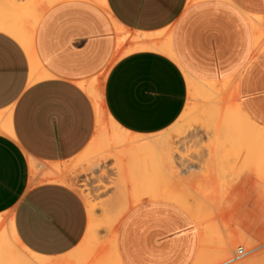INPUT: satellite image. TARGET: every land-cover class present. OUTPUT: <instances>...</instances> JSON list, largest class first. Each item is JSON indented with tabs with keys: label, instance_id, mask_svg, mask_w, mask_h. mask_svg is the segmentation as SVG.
Masks as SVG:
<instances>
[{
	"label": "crops",
	"instance_id": "1",
	"mask_svg": "<svg viewBox=\"0 0 264 264\" xmlns=\"http://www.w3.org/2000/svg\"><path fill=\"white\" fill-rule=\"evenodd\" d=\"M103 6L65 0L40 16L32 46L44 78L36 81L27 53L0 31V119L13 134H0V215L12 213L20 242L43 257L73 251L88 226L79 195L60 184L31 185L27 160L67 163L91 142L94 110L78 84L102 79L109 117L131 134L155 135L184 110V73L208 82L237 77L243 110L264 128V0H103ZM114 22L130 37L165 42L172 58L125 53L137 43L129 37L119 49ZM200 242L186 211L147 201L123 217L116 247L122 264H194Z\"/></svg>",
	"mask_w": 264,
	"mask_h": 264
},
{
	"label": "bare ground",
	"instance_id": "2",
	"mask_svg": "<svg viewBox=\"0 0 264 264\" xmlns=\"http://www.w3.org/2000/svg\"><path fill=\"white\" fill-rule=\"evenodd\" d=\"M61 1L65 0H0V31L16 40L27 53L31 81L44 78L33 53L35 26L48 8ZM91 2L103 6V0ZM115 23L116 33L120 36L122 34L117 39L119 48L130 35L127 33L129 31L126 32L124 27ZM253 26L257 30L261 29L255 23ZM151 36L136 34L130 37L137 44L125 53L154 51L172 58L171 50L165 42L148 43ZM184 77L187 85L184 110L171 127L155 135L131 134L109 117L102 101V79L78 84L91 99L94 110L95 130L91 142L67 163H42L29 156L27 160L31 185L60 184L79 194L88 217L86 233L81 243L70 253L54 258L43 257L32 253L20 242L15 233L12 213L0 215V264H122L117 254L116 226L131 208L145 201H166L179 206L191 216L199 227L200 245L202 244L194 264H264V248L255 250L257 253L260 251L258 255L243 258L250 251L262 245L264 247L263 231V236L243 231L239 237L241 244L238 245L235 238L218 234L221 228L212 229V232L216 231L217 238L205 224L207 222L204 216L207 214V217L208 213L203 215L205 211L202 204L208 190L204 189V185L212 179L218 180V176L229 168L245 165L247 172L252 170L256 173L250 174L251 176H260L258 179L261 180L264 174V128L253 122L243 110L238 98L237 77L222 82L202 81L185 73ZM6 120L3 118L1 121L3 124H0V134L13 138ZM217 180L212 182L215 188L213 190L216 191ZM263 182L264 180L259 183L262 187ZM209 183L208 186L211 185ZM110 184L113 186L108 187ZM222 185L225 188V183ZM107 187L114 188V192L105 200ZM226 188L225 191L228 189ZM216 191L213 192L217 194ZM219 191L221 192L220 189ZM207 193L209 194L208 191ZM214 197L206 198L211 200V204L208 203L210 206L213 205ZM215 207L216 205L213 206L214 209ZM212 217L208 219L217 218L214 215ZM210 223L212 228L218 225L216 221L215 224ZM102 228L107 229L111 236H108L109 243L103 242L106 249L101 247L103 243L98 246V235ZM212 235L215 238L210 239ZM214 240L218 243V250L207 256L204 247L209 242L214 244ZM96 252L97 255L104 254L100 255L104 257L103 260L99 256L96 258Z\"/></svg>",
	"mask_w": 264,
	"mask_h": 264
},
{
	"label": "rangeland",
	"instance_id": "3",
	"mask_svg": "<svg viewBox=\"0 0 264 264\" xmlns=\"http://www.w3.org/2000/svg\"><path fill=\"white\" fill-rule=\"evenodd\" d=\"M107 164V163H106ZM236 168H229V170L227 169L226 170V172L224 173V174H222V175H220V176H218V177H220V178H218V180L217 179H212V181L210 182L211 183V185H204V189H208V190H206V193L205 194H207V196H204V198H205V200H204V202H202V204H203V211H205V212H203V215L205 214V213H208V216H209V213H211L212 214V216L214 215V218L215 217H217L216 218V223L218 224V225H213V227L215 226L216 228H212V227H210L211 226V223L210 222H212V223H214L215 224V221L213 220V219H211V220H213V221H211L210 219H208L209 217H211V218H213L212 216H207L206 217V215L207 214H205V216H204V218H205V221L209 224H207V223H205L207 226H208V229L211 231L212 229H214V230H219V228H221L220 230V233H218V234H220L221 236L223 235H228V236H231V237H233V238H235L239 243H238V245L239 244H241L240 243V239H239V237L244 233V232H250L251 234H255V235H258V236H263V233H262V231L264 232V184H263V187L259 184L260 183V181L262 182L263 180H262V178L264 177V174H263V177L261 176V180L260 179H258V177H260V176H257V177H255V176H251L250 174H254L253 173V171L251 172L250 171V169L248 168V171H250V172H247L246 171V169H247V167L244 165V166H240V167H242V169L237 165V166H235ZM233 169H235V171L233 170ZM231 170H233V171H231ZM242 170V171H241ZM238 171V172H237ZM240 171H241V173H240ZM245 172V173H244ZM232 173H236L235 175H233ZM248 173V174H247ZM241 174V176H239ZM256 174V173H255ZM231 175H232V177H231ZM237 176V177H236ZM246 176H247V178H246ZM217 177V176H216ZM255 177V178H254ZM233 178H235L234 180H233ZM239 178V179H238ZM250 178V179H249ZM219 179H220V182H218L219 181ZM221 179H222V181H224V183H225V188L227 189L226 191H225V188H224V185H222V184H224V183H222V181H221ZM108 180H110V182L112 181V179H108ZM214 180H217L216 181V183L218 184V189H217V191L216 190H213V188H214V186H212V185H214L213 183L215 182ZM239 180V181H238ZM259 182H258V181ZM214 181V182H213ZM227 183H226V182ZM237 181V182H236ZM253 181V182H252ZM213 182V183H212ZM230 182H231V185L233 186H231L230 185ZM236 182V183H235ZM255 182V183H254ZM209 183V184H210ZM219 183L222 185H219ZM240 183V184H239ZM264 183V182H263ZM227 184V185H226ZM246 184H248V185H246ZM250 184V185H249ZM253 186H252V185ZM111 185L112 184H110V185H107L108 187H111ZM257 185V186H256ZM258 185H259V187H258ZM113 186V185H112ZM195 186H197L196 184H195ZM194 186V187H195ZM205 186H207V187H205ZM232 187V189H231V187ZM242 186V187H241ZM107 187V191L105 190V195H104V198H105V200H108L109 198H110V196H112V192H114V188H108ZM216 187V186H215ZM221 187H223V188H221ZM230 187V188H229ZM257 187H258V189H257ZM261 187V188H260ZM196 188V187H195ZM212 188V189H211ZM249 188V189H248ZM215 189V188H214ZM221 190V192L219 191L218 192V190ZM224 189V190H223ZM231 189V190H230ZM223 190V191H222ZM228 190H230V191H228ZM233 190H235V193H233L234 191ZM239 190V191H238ZM255 190H256V194H255ZM258 190V191H257ZM207 191L209 192V194L207 193ZM210 191H211V193H210ZM213 191H216L217 192V194H215V192H213ZM228 191V193H226ZM232 191V192H231ZM214 193V194H213ZM253 193V194H252ZM78 194V193H77ZM211 194H213L215 197H216V199H215V197L213 196V195H211ZM259 194V195H258ZM260 194H261V196H260ZM79 195V194H78ZM217 195H218V197H217ZM243 195V196H242ZM244 195H246V196H244ZM103 196V195H102ZM209 196L211 197H214V198H212V202H213V205L212 206H210L208 203H210V201L211 200H209V199H206V198H209ZM220 196V197H219ZM254 196V197H253ZM241 197V198H240ZM253 197V198H252ZM103 199V198H102ZM215 199V200H214ZM256 199V200H255ZM82 200V199H81ZM104 200V199H103ZM208 200V201H207ZM214 200V201H213ZM246 200H247V202H246ZM207 201V202H206ZM217 201V202H216ZM145 202H147V201H145ZM245 202V203H244ZM255 202V203H254ZM211 204V203H210ZM244 204H245V206H244ZM208 205V206H207ZM216 205V207H215V209H217L216 211H215V209L213 208V206H215ZM250 205V206H249ZM206 208V209H205ZM212 208V209H211ZM259 208V209H258ZM255 209H258V211L257 210H255ZM215 212L217 213L218 212V214L220 215H215ZM261 212H263V213H261ZM261 213V214H260ZM210 214V215H211ZM256 214V215H255ZM262 215V216H261ZM207 218V219H206ZM220 218V219H219ZM259 218H260V220H259ZM220 220V222H218ZM235 222V223H234ZM237 222V223H236ZM233 223V224H232ZM120 224V223H119ZM119 224L116 226V229L118 230V226H119ZM236 224H237V226H236ZM261 224V225H260ZM239 226V227H238ZM210 227V228H209ZM106 228V227H105ZM197 228H198V231H199V227L197 226ZM240 228V229H239ZM262 228V229H261ZM227 231V232H226ZM244 231V232H243ZM226 232V233H225ZM254 232V233H253ZM211 233L213 234V235H215L216 234V231L214 232H212L211 231ZM210 233V234H211ZM259 233V234H258ZM210 236V239L211 238H215L214 236ZM238 235V236H237ZM108 236H110V233H108V230L107 229H105L104 230V228H102L101 229V231H100V233H99V235H98V238H99V241H98V246H100L101 245V243H103V242H108L109 243V239L111 238V236H110V238L108 237ZM216 236H217V234H216ZM109 238V239H108ZM209 238V237H208ZM217 238H218V236H217ZM108 239V241H106ZM216 240H214V241H212L213 243L215 242ZM217 242H218V239H217ZM217 242H215L214 244H212V243H210L209 242V244H206L205 245V247H204V252L206 253V255L207 256H210V255H212V254H214V253H216L217 252V250H218V243ZM107 244V243H106ZM202 245V244H201ZM200 245V249H201V246ZM97 246V245H96ZM101 247H103V249H106V248H104V247H106V245L103 243V246H101ZM262 249V248H264L263 247V245L262 246H260V247H258V248H256V249H254V250H252V251H250L246 256H244L243 258H250V257H253V256H255V255H258V253H260V251L257 253L255 250H259V249ZM263 250V249H262ZM261 250V251H262ZM97 251H99V252H101L99 249L97 250ZM106 251V250H105ZM255 251V252H254ZM98 252V253H99ZM106 254H107V252H106ZM105 254V255H106ZM100 255H104V254H100L99 253V255H97V252H96V258H99L100 257V259H102V258H104V257H101ZM99 256V257H98ZM106 256H108V254L106 255ZM105 256V257H106ZM103 260V259H102Z\"/></svg>",
	"mask_w": 264,
	"mask_h": 264
}]
</instances>
